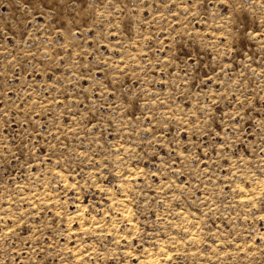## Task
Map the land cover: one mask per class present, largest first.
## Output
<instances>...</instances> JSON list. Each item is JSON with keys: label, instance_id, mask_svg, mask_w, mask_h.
<instances>
[{"label": "clouds", "instance_id": "1", "mask_svg": "<svg viewBox=\"0 0 264 264\" xmlns=\"http://www.w3.org/2000/svg\"><path fill=\"white\" fill-rule=\"evenodd\" d=\"M0 264H264V0H0Z\"/></svg>", "mask_w": 264, "mask_h": 264}]
</instances>
